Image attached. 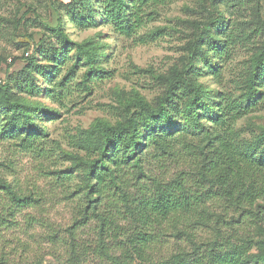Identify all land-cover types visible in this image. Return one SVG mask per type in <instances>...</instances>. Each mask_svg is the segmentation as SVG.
Segmentation results:
<instances>
[{
	"label": "rangeland",
	"instance_id": "374dc122",
	"mask_svg": "<svg viewBox=\"0 0 264 264\" xmlns=\"http://www.w3.org/2000/svg\"><path fill=\"white\" fill-rule=\"evenodd\" d=\"M106 1L0 0V88L10 83L11 101L30 103L37 111L29 129L22 119L13 122L17 109L0 104V264H176L183 258L174 251L190 243L171 235V229L155 245L158 252L150 263L124 262L116 241L98 238L95 219L77 224L75 229L76 239L86 243L85 248L75 250L68 231L81 208L96 196L86 186L85 175L101 158L100 123L126 121L139 99L156 104L167 88L163 76L173 67L182 70L188 66L191 47L201 33L197 21L205 12L213 18L223 17L213 31L228 42L227 49L209 52L210 61L202 55L195 62L197 78L210 91L208 104L255 100L254 95L247 96L246 88L252 59L264 41V0H146L144 4L127 0L132 12H137L133 4L139 6L142 19L130 34L117 30ZM58 31L73 44L68 46ZM153 32L158 34L153 36ZM85 41L97 49L94 64L84 56L77 60L76 43ZM91 67L97 74H89ZM32 83L31 94L24 87L32 89ZM260 89L256 96L261 98L264 82ZM188 97L187 93L174 110L176 131L189 130L180 113ZM262 103L264 100L234 120L240 149L264 130ZM117 146L109 148L110 159L123 160L121 175L133 183L138 176L136 167L123 158L125 148L119 146L118 151ZM148 148L151 150L150 144ZM254 151L256 156H264V142ZM150 156L143 158L144 168L164 172L165 177H175L186 167L180 154L167 158L164 166ZM204 183L210 185L209 180ZM13 194L28 202L17 203ZM222 201L203 207L213 217L197 226L201 244L195 253H208L213 240L230 238L231 245L249 249V264H264V222L229 223L240 212L229 208L224 225L221 215L227 203ZM218 219H222L219 224Z\"/></svg>",
	"mask_w": 264,
	"mask_h": 264
},
{
	"label": "trees",
	"instance_id": "16d2710c",
	"mask_svg": "<svg viewBox=\"0 0 264 264\" xmlns=\"http://www.w3.org/2000/svg\"><path fill=\"white\" fill-rule=\"evenodd\" d=\"M252 1L259 3L260 0H249ZM145 2L141 0L140 4ZM106 3L108 16L122 33L130 34L142 24L138 5L133 4V8L137 9L135 13L129 10L127 0H107ZM222 19L220 16L211 17L207 11L197 21L201 33H198L191 47L188 66L182 70L173 67L169 74L163 76L167 88L157 98L155 105L139 99L135 106L137 109L126 121L115 125L100 123L102 137L98 148L101 158L91 164L85 175L88 181L86 186L96 196L90 197L88 204L81 208L79 218L68 231L75 250L86 247V243L76 239L77 224L95 219L98 238L116 241L115 247L122 249L124 262L137 260L150 263L158 252L155 245L168 235L170 229L171 235L190 243V246L174 251L180 252L183 257L176 264H249V259L251 261V257H246L249 249L231 245L230 238L226 241L213 240L208 253H195L201 244L195 230L213 217L207 215L203 208L208 202L216 203L219 199L223 200V204L227 203L226 211L221 215L225 219H218V224L228 218L229 208L237 213L240 211L238 217L229 223L243 224L249 219L251 225L264 222V156H256L254 151L264 142V130L253 143H246L243 149L237 146L233 131L234 120L264 100V96H256L261 94L260 87L264 82V41L252 59L253 70L247 79V96L251 99L254 95V102L243 104L241 101H227L226 104L218 102L212 106L207 102L210 91L196 76L195 62L198 57L203 55L210 61L209 52L215 54L218 48L228 47L227 40L218 39L213 31L220 26ZM156 34L152 33L153 36ZM58 36L68 46L73 44L63 31H58ZM76 47L77 60L84 56L88 63L96 62L97 49L90 42L76 43ZM92 67L89 74H97ZM3 87L0 88V104L5 102L9 109H17L13 113V122L18 123L22 119L24 125L31 129L35 124L33 113L37 112L36 109L30 103L11 101L13 91L10 83ZM33 88L32 83V89L24 87V90L32 94ZM187 93L190 97L180 113L185 117L189 130L176 131L173 125L174 110ZM115 145H118V151H121L119 146L125 148L123 158L126 162H133L136 167L138 176L133 183L121 175L119 167L123 160L116 156L110 159L109 148ZM149 154L161 166H164L167 158L180 154L187 168L179 171L175 177H165L164 172L152 173L142 165L143 158ZM206 180L210 182L208 187L204 183ZM13 198L21 205L28 202L27 198L16 194H13ZM124 220L127 222H122ZM252 263H255L254 259Z\"/></svg>",
	"mask_w": 264,
	"mask_h": 264
}]
</instances>
